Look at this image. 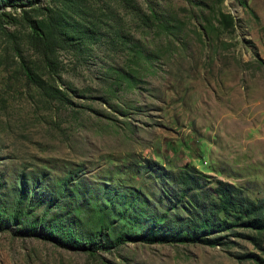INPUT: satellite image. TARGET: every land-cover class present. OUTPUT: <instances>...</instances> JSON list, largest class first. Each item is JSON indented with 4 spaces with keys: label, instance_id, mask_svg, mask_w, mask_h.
Wrapping results in <instances>:
<instances>
[{
    "label": "rangeland",
    "instance_id": "obj_1",
    "mask_svg": "<svg viewBox=\"0 0 264 264\" xmlns=\"http://www.w3.org/2000/svg\"><path fill=\"white\" fill-rule=\"evenodd\" d=\"M27 1L0 0L13 16L0 14V208L15 206L19 175L40 176L38 198L20 202L24 223L43 216L64 237L16 234L9 223L0 264H260L241 255L264 258L254 243L264 246V230L239 225L212 233V245L129 237L91 253L75 240L122 224L107 211L101 220L81 203L89 197L131 199L141 214L124 225L130 234L142 214L187 217L193 189L180 194L181 169L213 200L219 182L264 200V0ZM24 17L71 32L72 45L53 52V74L29 45ZM66 180L84 192L74 203L72 191L63 196L67 219L49 206L64 202L51 190Z\"/></svg>",
    "mask_w": 264,
    "mask_h": 264
},
{
    "label": "trees",
    "instance_id": "obj_2",
    "mask_svg": "<svg viewBox=\"0 0 264 264\" xmlns=\"http://www.w3.org/2000/svg\"><path fill=\"white\" fill-rule=\"evenodd\" d=\"M33 1L34 0L27 1L29 8H33L31 7ZM20 4L25 5V3ZM0 14L3 21L13 19V16H11L9 12H0ZM24 19L28 28L27 38L29 45L32 50L39 55L43 66L49 73L53 74L58 68L53 52L56 47L70 46V44L72 45L71 39H73V36H71V32L64 27H57L55 22H50V25L44 28L34 19L27 17H24ZM21 68L26 79L29 82L38 85L39 80L34 75L32 69L22 61ZM24 176L25 175H19L17 179L18 182L16 184V188L19 190V198L14 201L15 206L11 207L9 211L6 209V204L0 208V227H8L7 224L13 223V231L16 234L38 236L42 238L54 236L55 238L57 237L58 240L62 239L58 237H64L63 235L53 232L55 223L53 222L50 225L49 222V227L46 226L44 224L43 216L38 215L35 219L37 224L34 227L30 228L31 224L24 223L28 211L26 210V207L23 209L20 206V202H25V200L30 202L31 200L34 201L38 198L37 195H34L36 194L34 190L40 179V176H34L31 177L29 182L24 179ZM68 176H70V172H68ZM176 182L181 187V195L186 193L188 190L193 189V192L189 195L191 207L188 210L189 215L187 217L177 221L173 218L168 219L166 218L165 209L153 217L142 214L141 226H137L134 232H132L133 234H130L128 230L124 229V225L126 223L128 224L129 219L132 217H135V224L133 223L131 226L136 225L139 222L136 218L141 214L137 212L134 213L132 211L131 199L125 201L122 205L121 203H112L111 205L108 198L103 197L100 199V196H96V198L89 197L85 201H81V203H84L91 208L94 207L95 210L100 211V215L102 217L101 220L103 217H106L103 213L107 211V213L117 216L123 225H120L119 230H117L115 234L112 232L109 234L103 225L96 226L93 230L94 233L92 236L79 237L75 240L76 245L79 249L91 253L102 248V242L104 241L110 242V245L114 246L127 241L130 239L129 237H138V239L146 241L151 239L174 242L200 241L202 243L212 245L217 243L220 238V235L211 236L212 233L231 229L233 226L239 225L244 228L257 231L264 230V200L255 201L244 194L239 187L226 182H219L216 188H214L215 199L213 200V198H209V195L204 191H200L199 189L197 190L195 187L197 185V178L184 169L177 172ZM70 191H72L74 200L71 201L72 203H74L75 200H78V197L84 193L79 190L78 187L71 189L70 186L67 185V180L64 183L53 187L51 190V192H53V196H56L55 201L57 199L64 201L57 204L49 201V206L54 207V210L58 211V215L62 214L61 218L67 219L69 217V215L66 214V203H68V201L63 200V196L69 195ZM134 195L135 194H132L131 196ZM37 226L39 230L35 231ZM46 231L49 233L47 234ZM245 235L252 240L254 238V236L249 233H245ZM254 243H256L260 250L264 251V246L260 244L259 239L258 241L255 240ZM241 256L252 257L255 258L257 263H264V258H260L253 252H247Z\"/></svg>",
    "mask_w": 264,
    "mask_h": 264
}]
</instances>
